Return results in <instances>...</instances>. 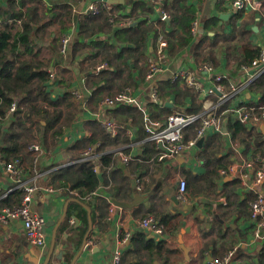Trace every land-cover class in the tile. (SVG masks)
Wrapping results in <instances>:
<instances>
[{"label":"crops","instance_id":"crops-1","mask_svg":"<svg viewBox=\"0 0 264 264\" xmlns=\"http://www.w3.org/2000/svg\"><path fill=\"white\" fill-rule=\"evenodd\" d=\"M16 1L19 3L21 0ZM25 1L27 9L31 6V1ZM90 1L92 0H42L45 13L48 10L61 11L55 6L62 3H69L71 6L72 19L68 23L71 26L62 29L58 23H54L49 26L53 29L51 31L45 27V33L48 34L43 36L44 33L38 42L44 46L43 54L39 56L49 57L51 65L49 69H54L57 74L55 80H51L49 76L52 94L57 97L70 92L77 109L71 123L65 127L61 135L52 140L48 136L46 141L43 132L36 141L32 142L40 145L39 153L32 151L30 149L32 143L29 144L28 151L22 155V160L18 159L20 174L6 172L4 169L6 161L4 159L0 161V211L6 207L1 200L8 194L32 184L38 189L33 193L29 206L33 212L45 218L43 229L45 244L36 246L29 242L21 218H7V221H4L0 217V264H44L58 224L57 246L48 264H112L114 253L119 248L122 249L123 260L131 248V242L122 245L121 238L127 232L132 235L136 230H143L157 241H165L170 249L180 248V252L172 255L168 264H176L177 260L183 264L187 260L185 250L179 241L181 236L184 246L189 249L188 264H251L252 259L258 260L257 255L259 256L264 246V228L262 237L253 240L251 206L258 192H264V181L260 187L254 185L256 169L247 167L245 161L259 156L264 161V155L255 153L254 141L245 145L240 137L234 135L230 128L234 119L229 109L241 105H256L259 102L260 94L251 89V82L262 74L264 62L252 66L250 54L257 48L260 50L258 55L260 56L264 50V0H252L253 4L243 9H236L234 0H186L185 3L184 0H142L152 7V11L147 10L146 14L151 22L162 19V11L167 12L169 15V19L165 20L167 31L172 29L173 13L182 15L187 7L195 9L193 23L197 21L199 28L194 32L192 25V36L183 47H179L183 30L178 29L173 39L174 50L171 51V46L166 47V58L162 61L163 70L156 74L153 84L146 76L150 69V59L155 58L159 61L158 41L160 37L165 38V31H159L157 38L151 34L146 63L140 67L142 61L127 60L131 67L133 84L124 89H130L139 104L109 107L102 106V100L106 97H114L121 91L97 100L98 80L95 78L105 71L109 64L98 59L99 57H94L96 49L92 44L106 41L117 46L119 51L126 45L132 46V44L127 40L118 39L114 31L123 27L114 25L112 31L102 30L88 38L80 37V16ZM7 3L8 0H0V9L7 8ZM126 3L127 0L124 4ZM127 7L130 8L131 5L128 4ZM125 12L128 15L127 9ZM223 15L226 17H222ZM143 17L141 16V19ZM127 18L132 21L130 17ZM41 19L47 21L46 18ZM64 33L73 35L66 54L59 50ZM217 35H220V38L215 41ZM222 36H227L228 39L225 40ZM77 41L80 44L77 45ZM198 47L201 48L200 53L197 52ZM210 55L213 58L202 62L206 59L204 57L208 58ZM102 62L107 66L97 71V65ZM206 62L213 65L212 73L208 74L201 69ZM183 69L195 74L200 82L199 87H186L182 90L183 94L197 90L198 100L203 102L202 111L194 113L201 115L198 119L200 122L187 127L185 138L189 140L196 136L202 125V115L208 111L214 112L219 117L221 130L209 129L201 144L197 143L195 147L187 148L175 158L159 161L156 155L165 146L151 139L146 128V118L150 117L153 123L164 125L175 110L192 114L189 108L195 100L190 95H185V98L177 101L174 93L165 97L159 96V87L161 94L163 93L161 81L173 79L172 74ZM217 74L222 75L221 81L214 78ZM251 76H255L252 81L249 80ZM218 86L223 87L225 97L217 90ZM153 87L157 90V100L153 98ZM76 92H80L81 96H77ZM154 104L163 105L172 111L170 114L156 113L165 117L164 120L155 118V114H152L150 109ZM125 106H136L141 109L144 113L143 122L136 123L134 117L128 118V121L121 120L114 110ZM10 118L0 114V150L5 147L4 139L11 125ZM92 121H98L112 135L120 131H125L128 135L127 144L111 148L112 150L107 149L108 152L114 151L115 157L118 158L117 167L122 168L126 174L123 172L121 174L129 179L132 195L126 199L115 196L112 184L104 183L105 176L103 177L102 166L99 164V156L106 150H98L100 142L88 143L86 147L78 150L72 147L77 141L89 139L94 135ZM106 121H111L113 127H105ZM260 123L246 124L248 130H253L257 136L264 135ZM90 145L95 146L91 157L96 159L94 170L98 173L100 183L94 190L93 196L91 194H82V196L75 189L65 188L63 183L66 180L57 176V173L82 161V151ZM205 147L211 149L214 158L225 162L214 177L209 176L207 172ZM120 153L130 155L131 160L123 163ZM145 155L148 157L145 158ZM35 158H37L36 163H34ZM138 163L144 164V167H138ZM180 178L187 180V203H182L178 197ZM49 187L54 188V191H49L47 189ZM229 190L234 191L230 196ZM137 192L145 196L144 200L132 209L117 207L111 212L109 197L133 201ZM222 195L228 196L227 205L220 200ZM102 200L106 204H103ZM163 214L175 216L177 227L169 228L165 222L163 223L161 221ZM149 215L154 216L162 225L164 230L162 235H156L138 225L140 220ZM71 218L74 223L70 222ZM90 220L91 233L84 250L78 256L77 253L89 230ZM123 221L125 226L121 225ZM220 226L225 228V233L220 232ZM65 243L69 248L64 250L61 258H58L62 244ZM209 245L210 247H207ZM202 250H205L203 255H201ZM222 251L224 253L221 255ZM230 253L232 255L226 262L225 257ZM160 258L155 260V264H162L165 261V256ZM122 264L136 263L126 260Z\"/></svg>","mask_w":264,"mask_h":264},{"label":"trees","instance_id":"trees-1","mask_svg":"<svg viewBox=\"0 0 264 264\" xmlns=\"http://www.w3.org/2000/svg\"><path fill=\"white\" fill-rule=\"evenodd\" d=\"M30 1L31 6L27 7V9L25 0H21L19 3L16 0H8V7L0 9V114L6 116L10 111L11 104L13 102L17 104L16 110L11 114V125L4 139L5 147L0 150L1 160L4 159L6 162L13 161L15 158L22 160V155H25L28 151L29 144L36 141L43 132L46 141L48 136L52 140L54 137L61 135L65 127L71 123L77 109L70 92L57 97L52 94L49 87L50 59L45 55L39 56L43 54L44 46L38 42L46 32L45 27L58 23L62 29L66 28V24L72 19L71 6L69 3H62L55 6L62 12L48 10L45 13L42 0ZM185 2L186 0H184ZM128 4L131 5L130 8L127 7ZM146 5L147 3L142 0H127L126 4L115 5L117 10L126 8L128 17L132 20L127 27L115 30V35L119 40H127L132 46L126 45L119 51L117 46L106 41H97L92 44V47L96 49L94 57H99L98 59L107 61L109 64V67L95 78L98 80V87L96 88L97 100L109 94L112 95L116 91H122L126 86L133 84L131 67L128 65L127 60L142 61L140 67L146 63L147 51L150 49L149 39L151 34L157 38L159 31H165L164 36L168 41V46H171V51L174 50L173 39L178 29L183 30L179 47H183L189 42L192 36L191 27L195 20V9L193 7H187L182 15L173 13V17L171 15L172 29L167 31L165 29L167 24L165 20L158 19L157 22L148 20L146 14L149 10L152 11V7L147 5L148 9ZM141 16L144 17L141 19ZM110 17L111 14L105 11H102L99 15L82 16L79 20L80 37L88 38L102 30L112 31L113 24L110 21ZM41 18H46L47 21ZM219 38L220 35H217L215 41ZM222 38L228 39L227 36H222ZM76 43L77 45L80 44L79 41ZM200 50L201 48L198 47L197 52L200 53ZM259 53L260 50L255 48L254 52L250 54V60L258 57ZM204 58L206 59H203L202 62L213 57L210 55L208 58ZM251 83V89L260 94L259 102L256 105H264V71ZM186 87L189 86L186 84L184 77L176 80H163L161 81L163 93L161 94L159 87V96L165 97L170 93H174L177 101L190 95L195 101L189 108L191 109L189 112L198 113L202 111L203 102L198 100L199 92L193 90L189 94H183L182 90ZM150 109L152 114H155V118L162 120L166 118L156 113L165 112L170 114L172 111L163 105L159 106V104H154ZM114 112L121 120L128 121V118L134 117L136 123L140 124V122H143L144 113L136 106H125L119 110H114ZM148 119L151 122L153 121L150 117ZM233 119L230 128L234 135L238 138L240 137L245 145H249L250 142L254 141L255 153H261L263 156L264 135L259 134L256 136L253 130H248L247 124L242 120ZM92 122L94 135L89 139L77 141L72 147L78 150L86 147L88 143L100 142L98 150H106L105 153L99 156V164L102 166L103 177L105 176L104 183L112 184V191L115 192V196L126 199L132 195L129 179L121 174V172L126 174L125 171L117 167L118 158L115 157L114 151L108 152L107 149L127 144L129 142L128 135L125 131L112 135L98 121ZM199 122L200 120L195 123ZM208 141L209 139L206 143ZM149 149H151V146H149ZM11 156L14 157L10 158ZM144 157L147 158L148 155ZM205 157L207 158V172L209 176L214 177L218 174L219 168L225 165V162L219 160V158H214L211 149L208 147H205ZM95 165L96 159H82V161L62 169L57 173V176L66 180L63 183L65 188L75 189L81 195H87L94 191L100 183L98 173L94 170ZM137 166L144 167V164L138 163ZM233 192L229 190V196ZM23 196V189L15 190L1 200V203L6 205V207L14 208L21 205ZM90 201L92 202V200ZM102 203L106 204L103 200ZM99 209L103 211L102 208ZM82 210L84 211V209ZM167 215L163 214L161 221L165 222L169 228L173 226L176 228V222L174 221L176 217ZM220 232L225 233L223 226H220ZM224 237H226V234ZM129 241L131 242V248L122 262L128 260L136 264H155L156 259H161L160 256H165V261H159L162 264H168L171 256L180 252L179 247L170 249L165 244V241H157L149 237L143 230L134 231ZM207 247H210V245ZM205 250L201 251V255H203ZM213 250L216 249L213 248ZM223 253L224 251H222L221 255ZM257 257L258 260L252 259L251 264H264V246ZM176 264L182 263L177 260Z\"/></svg>","mask_w":264,"mask_h":264},{"label":"built area","instance_id":"built-area-1","mask_svg":"<svg viewBox=\"0 0 264 264\" xmlns=\"http://www.w3.org/2000/svg\"><path fill=\"white\" fill-rule=\"evenodd\" d=\"M253 4L252 0H234V7L236 9H243L245 7L251 6ZM101 8H106L108 11H113V5L108 0H97L95 2H91L87 8L85 9V13L89 15H97L100 13ZM119 13H115V16H118ZM162 19H169V15L167 12L162 11ZM121 26H125L129 23V20L126 17H121L120 20ZM198 29L197 21L193 24V31L196 32ZM73 40V35L70 33H64L61 41H60V52L63 54L67 53L68 47L70 46ZM168 46V42L164 37H160L158 41V49L157 55L158 60L156 61L155 58L150 59V69L147 73V80L153 84L156 74L163 70L162 61L166 58V47ZM261 62H264V50H262L260 56L256 57L252 60V66H257ZM107 66L106 63H99L97 65V71L104 69ZM201 69L206 71V73L213 72V65L210 62H206L201 66ZM264 71V65H263ZM50 72V79L55 80L57 74L55 70L49 69ZM183 76L186 79V82L191 87H199L200 82L199 78L193 74L189 73L185 69L180 72L173 73L172 78L175 80L178 77ZM255 76H251L249 78L250 81L254 79ZM214 78L217 81L222 80V75L217 74L214 75ZM217 90L223 93V97H225V93L223 91L222 86H218ZM235 90V89H234ZM77 96H81L80 92H76ZM153 98L157 100V90L156 87H153ZM120 104H139L137 98L131 93L130 89H124L123 91L119 92L114 97H106L102 100V106L109 107L111 105H120ZM16 102H13L10 107V111L7 113V117H11V114L16 110ZM233 118L240 119L244 123H260L264 120V105H251V106H236L229 109ZM201 117L200 114H187V112L175 110L166 120L164 125L160 123H153L149 121L148 117L146 118V128L150 133L151 139L156 141L157 143H162L165 148L162 151H159L156 155V159L159 161H165L171 158H175L181 155L187 148L195 147L201 138L204 139V136L208 133L209 129H214L215 131L221 130L220 119L219 117L214 114L212 111H208L202 115V125L199 129L198 133L193 139L187 140L185 138V130L188 126L195 123ZM1 121V119H0ZM105 127L111 128L113 127V123L111 121H106L104 123ZM30 149L35 153H39L41 147L38 143H32L30 145ZM95 151V146L90 145L86 149L82 151V158L83 159H90L92 158L91 155ZM123 163H128L131 160L130 155H125L120 153ZM0 161H1V152H0ZM19 160H13L10 162H6L4 164V169L6 172L12 174L17 173L20 174ZM37 162V158H35L34 163ZM246 166L249 168L256 169V179L254 185L261 186L264 181V161L261 157H257L256 159H250L245 161ZM179 199L182 203H187L188 198L186 196L187 190V180L185 178L179 179ZM24 188V196L20 206L14 208H3L0 211V217L7 221L6 219H10L13 217L21 218L23 222V228L25 230L26 236L29 242L36 246H42L45 244V234L43 232L44 225H45V218L35 212H33L29 206L31 202L32 195L38 189L36 185L27 184ZM140 188V186H138ZM49 191H54V188H47ZM57 190V189H56ZM64 190V189H63ZM92 196L95 194V191L89 193ZM88 194V195H89ZM220 200L224 204H228L229 199L226 195H222ZM110 208L111 212L117 208V206L113 203L112 199L109 197ZM251 221L254 223L253 230V240L256 238L262 237V230L264 228V192H258L255 199L252 201L251 206ZM74 223L73 219L71 220ZM122 226H125V222H121ZM138 225L142 229H147L152 231L156 235H162L164 233L162 225L154 216H146L142 220L139 221ZM131 233L127 232L121 238V244L124 245L128 243L130 239ZM122 249H116L112 264H122ZM232 253L228 254L225 257V261L227 262L230 258ZM222 264V263H218Z\"/></svg>","mask_w":264,"mask_h":264},{"label":"water","instance_id":"water-1","mask_svg":"<svg viewBox=\"0 0 264 264\" xmlns=\"http://www.w3.org/2000/svg\"><path fill=\"white\" fill-rule=\"evenodd\" d=\"M112 3H121L123 4L125 2V0H111ZM222 17H226L225 15H223ZM255 30H257V27H255ZM260 127L262 128L263 130V133H264V120L260 123ZM203 138H201L198 142V144H201L203 142ZM162 144V143H161ZM145 196L142 195L141 193L137 192L135 195H134V199L133 201H123V200H118V199H115L114 197H112L113 199V203L117 206V207H120V208H127V209H132L136 204H138L140 201L144 200ZM178 203V201H177ZM59 226V224L57 225V227ZM57 227L55 229V235L53 237V240L50 244V248H49V252H48V256L46 258V261L44 264H48V262L50 261L51 257H52V254L55 250V247L57 246V242H56V232H57ZM44 228H45V225H44ZM91 229H92V222L90 220V227H89V230L86 234V236L84 237L83 239V242H82V245L80 247V250L79 252L77 253L78 256H80L81 252L84 250L85 246H86V243H87V240L90 236V233H91ZM179 241L180 243H182V247L184 248L185 250V253H186V257H187V260L185 262H183V264H188V261L190 259V255H189V249L186 248L183 244V239H182V236L179 238ZM43 246V245H42ZM69 248V245L68 244H62V247H61V250L59 251L58 253V258H61L63 256V253H64V250Z\"/></svg>","mask_w":264,"mask_h":264},{"label":"clouds","instance_id":"clouds-1","mask_svg":"<svg viewBox=\"0 0 264 264\" xmlns=\"http://www.w3.org/2000/svg\"><path fill=\"white\" fill-rule=\"evenodd\" d=\"M95 1H97V0H92V1H90L89 2V4L91 3V2H95ZM112 5H113V11H108L106 8H101V11H100V13L102 12V11H105V12H107V13H109V14H111V17H110V21L112 22V24L114 25V26H120V27H127L130 23H131V21H130V19L129 18H127L128 17V15L126 14V12H125V9L126 8H124V9H116V7H115V5L116 4H121V3H112L111 2V0H108ZM125 3V2H124ZM123 3V4H124ZM88 4V5H89ZM87 5V6H88ZM87 6H86V8H87ZM86 8H84V10H83V12H82V16H92V15H89V14H86L85 13V9ZM99 13V14H100ZM115 13H119V15L118 16H115ZM99 14H97V15H99ZM127 16V17H126ZM121 17H126L128 20H129V23L127 24V25H125V26H121V24H120V20H121ZM163 20H167V19H163ZM194 24V23H193ZM199 28V27H198ZM198 30V29H197ZM180 77H183V76H180ZM180 77H178V78H180ZM185 79V78H184ZM176 80V79H175ZM186 80V79H185ZM186 84H187V82H186ZM188 85V84H187ZM189 86V85H188ZM23 190H24V188H23ZM115 198V197H114ZM112 199V198H111ZM112 201H113V199H112ZM73 218H71L70 219V222H71V220H72ZM72 223V222H71Z\"/></svg>","mask_w":264,"mask_h":264},{"label":"rangeland","instance_id":"rangeland-1","mask_svg":"<svg viewBox=\"0 0 264 264\" xmlns=\"http://www.w3.org/2000/svg\"><path fill=\"white\" fill-rule=\"evenodd\" d=\"M81 17H82V16H80V19H81ZM70 26H71L70 24H66L65 27H70ZM47 30H48V31H51V30H53V29H52V27H48ZM46 34H48V32L45 33L43 36H46Z\"/></svg>","mask_w":264,"mask_h":264}]
</instances>
